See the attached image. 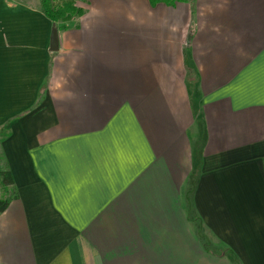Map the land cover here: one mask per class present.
<instances>
[{
  "label": "crops",
  "instance_id": "1",
  "mask_svg": "<svg viewBox=\"0 0 264 264\" xmlns=\"http://www.w3.org/2000/svg\"><path fill=\"white\" fill-rule=\"evenodd\" d=\"M78 5L0 0V264H264V0Z\"/></svg>",
  "mask_w": 264,
  "mask_h": 264
},
{
  "label": "trees",
  "instance_id": "2",
  "mask_svg": "<svg viewBox=\"0 0 264 264\" xmlns=\"http://www.w3.org/2000/svg\"><path fill=\"white\" fill-rule=\"evenodd\" d=\"M85 0H41L42 11L55 23L82 16L85 9L78 5L79 2ZM152 5L164 2L172 5L176 2L186 0H149ZM1 181L4 186L14 184L13 177L9 170L0 171ZM17 196V194H16ZM9 204V199L0 200V212L4 211Z\"/></svg>",
  "mask_w": 264,
  "mask_h": 264
},
{
  "label": "rangeland",
  "instance_id": "3",
  "mask_svg": "<svg viewBox=\"0 0 264 264\" xmlns=\"http://www.w3.org/2000/svg\"><path fill=\"white\" fill-rule=\"evenodd\" d=\"M3 170H5V167H4L3 157H2L1 152H0V171H3ZM195 177H196V172H194V175L192 176L191 179L189 177L187 178L185 186L182 187V189H181V194L182 193L184 194V198H185V200H187L188 203L191 200V192L193 190ZM1 180L2 179L0 176V197L2 199H4L6 196L12 195V192H11L9 186H4L2 184ZM197 223H196V226L198 227V231L200 232V234L204 238V236H206L205 231L199 224L197 225ZM223 251H225V249Z\"/></svg>",
  "mask_w": 264,
  "mask_h": 264
},
{
  "label": "water",
  "instance_id": "4",
  "mask_svg": "<svg viewBox=\"0 0 264 264\" xmlns=\"http://www.w3.org/2000/svg\"><path fill=\"white\" fill-rule=\"evenodd\" d=\"M52 49H57V32L54 30L53 32V38H52Z\"/></svg>",
  "mask_w": 264,
  "mask_h": 264
}]
</instances>
